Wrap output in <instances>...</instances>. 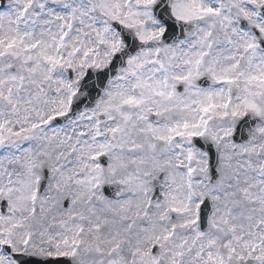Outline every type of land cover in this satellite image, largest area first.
I'll return each instance as SVG.
<instances>
[{"label":"snow or ice","instance_id":"obj_1","mask_svg":"<svg viewBox=\"0 0 264 264\" xmlns=\"http://www.w3.org/2000/svg\"><path fill=\"white\" fill-rule=\"evenodd\" d=\"M0 264H264V0H0Z\"/></svg>","mask_w":264,"mask_h":264}]
</instances>
